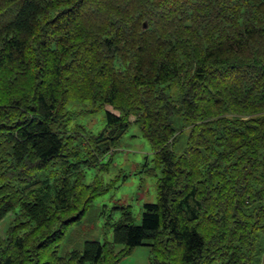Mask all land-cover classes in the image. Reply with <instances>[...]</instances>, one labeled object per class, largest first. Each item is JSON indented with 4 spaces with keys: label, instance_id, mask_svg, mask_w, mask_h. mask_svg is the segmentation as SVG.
Returning <instances> with one entry per match:
<instances>
[{
    "label": "trees",
    "instance_id": "trees-1",
    "mask_svg": "<svg viewBox=\"0 0 264 264\" xmlns=\"http://www.w3.org/2000/svg\"><path fill=\"white\" fill-rule=\"evenodd\" d=\"M72 101L105 108V127L69 130ZM132 123L155 150L157 201L61 254L110 186L87 170ZM10 212L0 264H117L140 245L151 264H264V0H0V221Z\"/></svg>",
    "mask_w": 264,
    "mask_h": 264
},
{
    "label": "rangeland",
    "instance_id": "rangeland-1",
    "mask_svg": "<svg viewBox=\"0 0 264 264\" xmlns=\"http://www.w3.org/2000/svg\"><path fill=\"white\" fill-rule=\"evenodd\" d=\"M106 108L118 113L111 106ZM67 109L74 112L69 130L84 126L88 133L97 134L105 127V108L93 110V105L89 101H72ZM179 122L180 120L176 118L175 123ZM187 132L186 129L176 144L178 152L185 145ZM154 158L155 150L150 141L143 136L140 126L132 123L119 145L103 157L102 163L87 170L86 183H90L98 176L104 185L110 186L94 199L88 212L70 224L65 237L60 241L61 254L79 247L86 239L112 241V230L104 227L107 215H112L111 220L117 221L124 209L130 208L133 221L136 224L141 223L145 203L156 202L158 199L161 169L156 166ZM15 216L14 212H10L0 221V236L6 235ZM151 261V247L140 245L117 264H151Z\"/></svg>",
    "mask_w": 264,
    "mask_h": 264
}]
</instances>
